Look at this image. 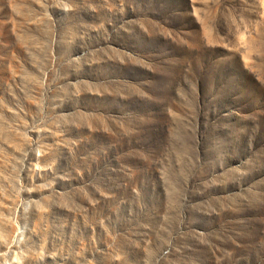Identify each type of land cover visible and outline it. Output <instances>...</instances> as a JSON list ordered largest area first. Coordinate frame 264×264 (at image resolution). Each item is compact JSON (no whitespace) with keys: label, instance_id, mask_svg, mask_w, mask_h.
<instances>
[{"label":"rangeland","instance_id":"374dc122","mask_svg":"<svg viewBox=\"0 0 264 264\" xmlns=\"http://www.w3.org/2000/svg\"><path fill=\"white\" fill-rule=\"evenodd\" d=\"M0 264H264V0H0Z\"/></svg>","mask_w":264,"mask_h":264}]
</instances>
